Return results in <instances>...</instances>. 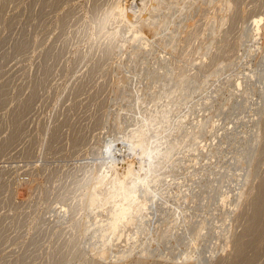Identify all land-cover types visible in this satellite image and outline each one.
<instances>
[{"label":"rangeland","instance_id":"374dc122","mask_svg":"<svg viewBox=\"0 0 264 264\" xmlns=\"http://www.w3.org/2000/svg\"><path fill=\"white\" fill-rule=\"evenodd\" d=\"M107 1L0 0V264H264V127L253 151L246 141L239 142L256 125L255 107L263 113L264 123V100L260 102L264 49L256 54L264 40L253 43L256 53L249 56L247 51L244 59L240 56L248 48L245 37L256 28V22H264V0H163L164 14L180 8L177 14H181L167 21L164 28L168 29L154 30L144 23L139 27L149 53L136 55L137 60L130 58L135 49L129 44L110 55L103 53L106 40L96 38L93 16ZM193 1L189 21L183 23L184 7ZM181 25L198 30L194 52L186 61L180 54L182 43H163L165 34L169 37L183 31ZM240 35L245 43L235 47ZM227 44L234 47L222 52ZM204 55L208 60L217 55L215 67L219 64L223 69L209 77L210 68L197 71V81L206 78L208 82L192 98L184 96L177 111L172 108L176 111L173 116L186 113V128L168 137L174 163L169 161L161 170L160 180L167 183L160 182V194L149 197L150 213H133L134 229L121 219L108 220L105 209L112 210L116 204L99 202V198L106 197L110 185L94 189L89 175L94 169H104L101 147L123 139L126 144H117L122 151L126 149L125 161L137 162L138 130L147 128L159 136L168 125L144 121L167 107L166 100L153 101L151 93L143 97L144 86L155 82L159 66H185V73L190 72L183 71L184 76L194 74L189 66L197 65ZM144 66L151 72L139 75ZM236 78L245 81L242 97L236 92ZM204 96L211 97L210 105H194ZM200 121L206 125L199 123L198 131L203 130L193 148L188 141L194 135L191 127ZM213 121L214 131L206 128ZM214 133L220 138L214 140ZM219 139L223 143L219 155L210 159L204 154L206 158L191 161L202 154L204 146L212 148ZM242 156L247 165L236 181L231 174L235 160ZM193 188L190 199L185 190ZM180 192L187 196L185 200ZM101 203L104 212L97 210ZM142 224L145 230L138 229Z\"/></svg>","mask_w":264,"mask_h":264},{"label":"bare ground","instance_id":"6f19581e","mask_svg":"<svg viewBox=\"0 0 264 264\" xmlns=\"http://www.w3.org/2000/svg\"><path fill=\"white\" fill-rule=\"evenodd\" d=\"M129 1V2H128ZM142 1V3L139 5L141 6L140 8L137 9L138 7V4L139 2ZM168 1V0H167ZM191 2V0H189ZM196 2V0H194ZM193 1V3H190L188 6L186 5L183 10V19H184V22L183 23H186L189 21L188 17H189V14L191 12V6L193 4H195ZM187 2V1H186ZM185 2V3H186ZM167 3V2H166ZM182 2L181 3H178V6L180 5L181 6ZM187 4V3H186ZM231 4V3H230ZM156 5V6H155ZM164 5L165 3L163 2V0H108L107 3H106V6L105 7H102L100 8L98 11L97 14H95L93 16V20H94V25H95V36L97 39L99 38H104L106 41H105V46H104V52L106 55H110L112 54V52H114L115 50L118 51L119 49H123L125 48L124 45L126 44H129V47H134V51H132L130 53V58H135L136 60L138 59V57L136 58L135 56L136 55H140V56H144V55H147L149 52L147 51L146 49V46L147 45L146 43H143V38L145 36H143L142 34V30H139V27L143 24L149 28H152L155 30V28H158L161 29L160 27L163 26V28L168 24H167V21L170 22L172 19H174L176 16H180V14H177V12H180L181 11V8H180V11H177L175 10L174 12H170L167 13V14H164ZM185 5L184 4V1H183V4L182 6ZM167 6V5H166ZM175 8V7H174ZM172 8V10L174 9ZM178 10H179V7H177ZM176 9V8H175ZM195 11V10H194ZM197 11V10H196ZM155 12H159V14H156L154 15L153 13ZM193 12V11H192ZM195 13V12H194ZM170 20V21H169ZM252 20V19H251ZM256 21V20H255ZM193 23V21H192ZM258 23L256 28H254L252 31L250 30V33H248L250 36L249 37H245L247 38L245 40V42H249V44L247 45L248 48H244L243 50V53H241L242 56L241 58L244 59V57L246 56V53L247 51H249V56L250 54L252 53H256L258 54L259 51H262L264 49V41H261V40H264V22L261 20V21H258L256 22ZM194 24V23H193ZM210 24V23H209ZM215 24V23H214ZM169 25H171V23H169ZM212 25V24H211ZM250 25V24H249ZM155 27V28H154ZM183 31H176L178 32V34L176 33H173L174 35H171L169 37H165V33L162 31L161 33L165 34L164 35V44L167 45L171 42H175V41H178L180 43H182V47L181 48V52L180 54L181 57L183 58V60L186 61V56H189L190 52L193 51V41L194 39H196L197 35H198V30H196V28H194L195 30L191 29V30H187V27H189L188 25L183 27L181 25ZM198 27V26H197ZM255 27V26H254ZM148 28V29H149ZM167 28V27H166ZM164 28V29H166ZM170 28V27H169ZM163 29V30H164ZM168 29V28H167ZM189 29V28H188ZM162 30V29H161ZM160 30V31H161ZM165 31V30H164ZM168 31V30H167ZM170 31V30H169ZM166 32V31H165ZM183 33H185L186 35H183ZM179 34H181V38L179 37ZM242 34V33H241ZM244 34V33H243ZM168 35V33H167ZM240 37H242L240 35ZM147 38V37H146ZM244 38V35L242 38L238 39V42L235 43V47H237L238 45H243L245 42H242ZM144 40H146L144 38ZM160 41V40H159ZM199 41V40H198ZM261 42H263V44H261L262 46L258 47L256 50L254 49V51H252V47L254 46V42L256 44H259ZM147 42V40H146ZM177 42V44H178ZM200 43V42H199ZM163 44V45H164ZM164 45V46H165ZM169 45L167 47H169ZM180 45V44H179ZM149 47V46H148ZM195 47V46H194ZM231 47H234V46H231L229 44L225 45L224 47H222L223 49L221 50L222 52H229L231 50ZM94 48V47H93ZM197 48V47H196ZM153 49V48H152ZM233 49V48H232ZM197 50V49H195ZM219 51V52H221ZM242 51V49H241ZM264 51V50H263ZM194 52V51H193ZM196 53V52H195ZM263 53V52H262ZM98 54V53H97ZM104 54V55H105ZM129 54V53H128ZM202 54V53H201ZM261 54V53H260ZM258 54V55H260ZM117 55V54H116ZM180 56V55H179ZM214 56V59H207L206 58V55H204V57H199V62L197 65H191L189 66L191 68V70H195L196 72H194V74L188 76L189 74L185 75L188 71H184V67L185 66H178V67H170V68H162V67H158L155 72H156V75L154 78L155 82H152V84L150 85V87L147 85L144 86V88L146 89L145 91H141L142 94H143V97L144 95H146V93H151L152 95V98H153V101L155 100H166L167 101V104L166 103H163L164 105L166 104V109L169 107L168 110L166 109H163L161 110L160 112H158V114L156 116L152 115L153 113H151V115L153 117H147L145 118V122L148 121L149 123H153L155 124V126H161V124H168L166 125V129L163 130V132L159 133V136L154 132V130H149V129H144L142 130V128L140 130H138L137 132V143H135V147L134 148H137V149H134L135 151L138 150V158L136 159H139L137 162L136 161H125V154H126V149L124 151L121 150V148H119V142H122V143H125L126 144V141L123 140V139H119V138H116L118 139L117 141H115L116 139H114V141L112 140V142H108L109 145H107L108 147H105V146H102L101 147V150L99 152V157H100V160L104 158V160L100 163L102 165H104V169L99 172V170L97 169H94L92 174H89L92 183L94 184V189H100V187L102 185L106 186V185H110V188L108 190L105 191V195L106 197L105 198H102V196L100 195V200L99 202H102L103 200H108V205H113V204H116L114 206V208L112 210L110 209H105V211L107 210L108 213L106 214V216H108V220L110 221H113L114 220V223L116 221L119 222V219H121L122 221H125L127 224H130V226H134L133 225V219L131 218V215L134 213V214H139L141 213L143 210L144 211H147L149 212L148 210L150 209V204L149 202L151 203L149 197H153V195H159L160 192H159V188H158V184H160L161 180H160V175L162 174L161 173V170L162 168L164 167H168L167 166V163L171 160V153H172V149L169 148V144L167 143L168 141V137L169 136H172L173 134H179V132H181L183 129H185V125H184V120L186 118V113L182 116H177V115H174L176 117L173 116V112L176 110H178V108H176L177 106H180L182 102L183 103V100H184V96H189L191 97L190 95L193 94L194 92H196V90H202L201 89V85L203 87V85H205L208 81L207 79L205 78L204 80H202V82L200 81H197V79L199 78V74L198 72L202 71V72H205L206 69L210 68V75L206 76V77H209V76H212V75H216V73L223 69L220 67V65L216 64L217 66L215 67V64H214V60L215 59V56L217 55H213ZM159 57V56H158ZM108 58V57H107ZM130 58H129V61H130ZM162 58V61H166L167 59L163 56L161 57ZM160 58V59H161ZM240 58V57H239ZM240 58V59H241ZM247 58V56H246ZM189 59V58H188ZM221 59V58H220ZM219 59V60H220ZM225 59V58H224ZM229 59V58H228ZM238 59V58H237ZM132 60V59H131ZM135 60V61H136ZM230 60V59H229ZM133 61V60H132ZM180 61H182V59H180ZM192 61V60H191ZM232 61V60H231ZM161 62V61H160ZM189 62V61H188ZM218 62V61H217ZM229 62V61H228ZM237 62V61H235ZM239 62V61H238ZM237 62V63H238ZM131 63V62H130ZM194 62H192L193 64ZM237 63H235L234 65H236ZM213 64V65H212ZM231 64V62H230ZM225 65V64H224ZM175 66V65H174ZM177 66V65H176ZM227 66V64H226ZM140 67V66H139ZM137 68V66H136ZM135 68V70H136ZM134 70V69H132ZM145 70L148 72L150 71L149 68H145L142 67L141 69L138 70V74H140V72H145ZM171 71L170 74L168 73H165L167 71ZM175 70H178L179 72H181V75L184 76V79H181L182 76L179 75L180 73L176 74ZM188 70V69H187ZM205 70V71H203ZM130 71V70H129ZM184 71V72H183ZM198 71V72H197ZM125 72V71H124ZM151 72V71H150ZM175 72V73H174ZM184 74H183V73ZM189 72H190V69H189ZM188 72V73H189ZM135 73V72H134ZM136 73V74H137ZM130 74V73H129ZM135 74V75H136ZM136 75L137 77L139 75ZM146 74V72H145ZM218 74V73H217ZM256 74V73H255ZM255 74H252V76H250L251 78H254V75ZM264 74V72H263ZM261 75V74H260ZM135 76V77H136ZM248 76H247V79H248ZM148 77V76H147ZM215 77V76H214ZM218 77V76H217ZM249 77V78H250ZM127 79V78H126ZM130 79V78H129ZM142 79V78H141ZM146 79V78H145ZM237 79V78H236ZM246 79V80H247ZM143 80H144V77H143ZM141 80V81H143ZM196 80V81H195ZM237 84H236V92L239 94L238 97H242L245 93V90H244V84H245V81H243L241 78L240 79H237ZM249 80V79H248ZM121 81V80H120ZM197 82V84H196ZM236 83V82H235ZM139 84V83H138ZM137 84V85H138ZM262 85H264V83H262ZM120 87H123V85H121ZM147 87V88H146ZM124 88V87H123ZM205 88V87H204ZM135 89V88H134ZM153 89V91H152ZM208 89V88H207ZM206 89V90H207ZM235 89V87H234ZM263 90V89H261ZM123 91V90H122ZM150 91V92H149ZM203 92V91H202ZM210 92V91H209ZM233 92V91H232ZM233 94V93H232ZM136 95V94H134ZM234 95V94H233ZM147 96V95H146ZM186 96V98H187ZM193 96V95H192ZM199 96V95H198ZM192 98V97H191ZM152 100V99H151ZM201 100V99H200ZM203 101L201 102H198L194 105H203V106H206L207 104H211L210 102L212 101L211 97H208V96H204ZM262 100H264V93H262L261 95V100L260 102H262ZM152 101V102H153ZM185 101V100H184ZM164 102V101H163ZM154 103V102H153ZM152 103V104H153ZM180 103V104H179ZM157 104L154 103V105ZM162 103L160 104L163 105ZM258 104V103H257ZM260 105V104H259ZM261 106V105H260ZM152 107V105L150 106ZM154 107V106H153ZM175 107L174 111L172 110V108ZM199 107V106H198ZM257 107H259L257 105ZM160 108V107H159ZM147 109V108H146ZM151 109V108H150ZM149 110V109H147ZM153 111V109H151ZM158 110V109H157ZM253 117H254V120L253 121H256V125L253 126V128H249V130L246 131L245 133V140H239V142H243V141H246L248 144H250V149L253 151L255 149V147L257 146L256 145V142L258 143V139L262 136L261 135V131L263 130L262 126L264 123L261 121V116H262V112L259 108H254L253 109ZM146 111V110H145ZM175 111V112H176ZM151 112V111H150ZM150 112L148 111V114H150ZM195 112V111H194ZM194 112L192 114H194ZM219 112V111H218ZM147 113V111H146ZM157 113V112H156ZM240 114V113H239ZM141 115H144V114H141ZM147 115V114H146ZM150 115V116H151ZM168 115H172V116H168ZM143 118L140 117V119ZM196 121V120H195ZM203 121V120H201ZM197 122V123H194V125H192L191 127V130L194 131V135H192V137L190 136V143H192L193 145V148H194V144L196 143L197 139V134L199 131H202L203 128H200L201 130L198 131L199 129V123L202 124V122ZM207 121V120H205ZM204 121V122H205ZM217 121V120H216ZM147 123V122H146ZM143 124V123H142ZM152 124V125H153ZM205 124V123H204ZM145 125V124H144ZM203 125V124H202ZM201 125V126H202ZM206 125V124H205ZM205 125H203L205 127ZM150 127V126H149ZM156 128V129H159ZM190 127V126H189ZM210 128L212 127V130L214 131V128H216V122H212L209 124V126L207 125L206 128ZM151 128V127H150ZM204 128V129H206ZM262 128V130H261ZM155 129V130H156ZM211 129V128H210ZM225 129V128H224ZM207 130V129H206ZM223 130V129H222ZM157 131V130H156ZM211 131V130H210ZM219 131V129L217 130ZM217 133V132H216ZM248 133V134H247ZM187 135V133H186ZM185 135V136H186ZM212 135V134H211ZM216 134L214 133V136ZM213 136V135H212ZM135 137V136H134ZM136 138V137H135ZM180 138V137H179ZM220 138L219 136H215L214 137V140ZM224 138V137H223ZM181 139V138H180ZM189 139V138H188ZM196 139L195 143L193 142L194 140ZM227 139V138H226ZM177 140V139H176ZM220 140V139H219ZM178 141V140H177ZM234 141V139L232 140ZM128 142V141H127ZM176 142V141H175ZM229 142V141H228ZM105 143V142H104ZM132 143V142H131ZM130 143V144H131ZM189 143V146H191ZM194 143V144H193ZM128 144V143H127ZM156 145L155 147L151 148L150 146L151 145ZM182 144V143H181ZM197 144V143H196ZM223 144V143H222ZM221 144V140L220 141H217L214 143V146H212V148L210 146H204L203 147V150H202V154L201 155H196L195 157H193L191 159V161H194V160H197L198 157L200 158H206V156H209L210 159L213 158L212 155H214V157L216 156V154L219 155V150L218 148L220 146H222ZM172 145V144H171ZM211 145V144H210ZM216 145V146H215ZM121 146V145H120ZM127 146V149H128V145H125ZM183 146V145H182ZM164 147V148H162ZM184 147V146H183ZM185 147H187V145H185ZM227 147V146H226ZM126 148V147H125ZM130 148V147H129ZM162 148V149H161ZM192 148V146H191ZM189 149L190 150H194L193 148L192 149ZM133 149V148H132ZM161 149V150H159ZM184 150V149H183ZM186 150V149H185ZM198 150V149H197ZM97 152V151H96ZM188 152V151H187ZM192 152V151H190ZM225 152V151H224ZM136 155H137V151L135 152ZM198 153V152H197ZM221 153V152H220ZM205 154V155H204ZM184 156V155H183ZM98 157V158H99ZM141 158V159H140ZM219 158V156H218ZM181 160V158H178V160ZM185 159V158H184ZM183 159V160H184ZM209 159V158H207ZM231 159V158H230ZM235 159V158H234ZM245 158L242 156L240 158H237L235 160L236 162V165L234 167V171L232 170V176L235 178L236 181H238L240 178H241V170L243 169V166L244 165H247L245 160ZM157 160V161H156ZM188 162V160H185L184 162ZM177 162V161H176ZM175 162V163H176ZM170 163H174L170 161ZM182 163V161H181ZM210 163V162H208ZM207 163V164H208ZM120 164V166H119ZM196 164H199V162L195 163L194 165ZM171 165H174V164H171ZM209 165V164H208ZM216 165V164H215ZM182 166H187V165H183ZM192 167V165H189V167ZM201 166V164H200ZM198 166V168L201 169V167ZM203 166V165H202ZM240 166V167H239ZM170 167V166H169ZM178 167V165L176 166ZM195 167V166H193ZM160 168V169H158ZM187 168V167H186ZM197 168V169H198ZM221 168V167H220ZM171 169V168H170ZM176 169V168H175ZM192 169V168H191ZM178 170V169H177ZM194 170V169H193ZM237 170H239V172L237 173ZM92 171V170H90ZM192 171V170H191ZM195 171V170H194ZM204 171V170H203ZM225 171H226V168H225ZM187 172V171H186ZM234 172H236V174H234ZM176 173V171H175ZM194 173V172H193ZM246 173V172H245ZM244 173V174H245ZM177 174V173H176ZM209 174H211L212 176H214V173L210 172ZM223 174V173H222ZM221 174V175H222ZM92 175V176H91ZM172 175V174H171ZM191 174H189L188 176L190 177ZM217 176V175H216ZM223 176V175H222ZM221 176V177H222ZM224 176H226V174H224ZM223 176V177H224ZM188 177V178H189ZM166 178V177H165ZM186 178V177H185ZM214 178L216 177H212V179L214 180ZM227 178V177H226ZM224 178V179H226ZM244 178V176H243ZM246 178V177H245ZM171 179V178H170ZM169 179V180H170ZM175 179V178H174ZM223 179V180H224ZM213 180L211 182H213ZM216 180V179H215ZM191 181V180H189ZM210 181V180H209ZM233 181V180H232ZM165 183H167L166 181H163ZM163 182H161L163 184ZM171 182V181H170ZM193 182V180H192ZM191 182V183H192ZM215 182V181H214ZM244 182V181H243ZM235 183V182H234ZM173 184V183H171ZM195 184V183H194ZM199 184V183H198ZM164 185V184H163ZM193 185V184H192ZM191 185V186H192ZM207 186V183L204 184V186ZM186 188L189 187V186H186L184 185ZM196 186V184H195ZM203 186V185H202ZM209 186V185H208ZM162 187V186H161ZM160 187V188H161ZM165 187V186H164ZM103 188V187H102ZM242 188V187H241ZM168 189V188H167ZM172 190V189H171ZM196 190V189H192L191 191L189 189L185 190L186 193H188L187 195L190 197H192L191 195H193V191ZM238 190V189H236ZM96 191V190H95ZM173 191V190H172ZM183 191V190H182ZM178 192V191H177ZM201 191H199L200 193ZM231 192V191H230ZM97 192H95L96 194ZM182 194V198L185 200L186 197L184 196V192H180ZM176 195V196H179V194ZM195 193V192H194ZM198 193V194H199ZM94 194V196H95ZM196 194V193H195ZM226 193L223 192L221 194H219V198H220V201H223V198H224V195ZM228 194V193H227ZM170 195V194H169ZM197 195V194H196ZM195 196V195H194ZM97 197L98 194H97ZM161 197V196H160ZM174 197V196H173ZM197 197V196H196ZM200 197V196H199ZM207 197V196H206ZM191 199V198H190ZM238 199V197H237ZM110 200V201H109ZM153 200V199H152ZM160 200V199H159ZM188 200V199H187ZM198 200V199H197ZM236 200V199H235ZM91 201V200H90ZM98 201V199H97ZM96 201V202H97ZM154 201V200H153ZM207 201V200H206ZM155 202V201H154ZM158 202V201H156ZM155 202V203H156ZM254 202V201H253ZM238 203V202H237ZM236 201H235V207H236ZM106 205V204H105ZM154 205V204H153ZM260 205V204H259ZM155 207V206H154ZM152 209V208H151ZM234 209V208H233ZM97 210L98 211H103L104 210V207L101 203L100 206L97 207ZM114 211H119L118 213L114 212ZM158 211V210H157ZM104 212V211H103ZM145 212V213H147ZM155 212V211H154ZM102 213V212H101ZM150 213V212H149ZM94 214V213H93ZM154 214V213H153ZM96 215V214H95ZM142 215V213H141ZM165 215V214H164ZM151 216V215H150ZM155 216V215H154ZM145 218V217H144ZM143 219V217H142ZM105 220V219H103ZM257 220V219H256ZM103 222V221H102ZM105 222V221H104ZM147 222V221H146ZM152 223H154V221H151ZM113 223V224H114ZM121 223V222H120ZM142 223V221H141ZM140 223V224H141ZM191 223V222H190ZM196 223V221H195ZM199 223V222H198ZM123 224V223H122ZM139 224V225H140ZM156 224V223H155ZM254 224V222H253ZM144 224H142L143 226ZM188 225V224H187ZM103 226V225H102ZM100 225V227H102ZM117 226V225H116ZM191 226V225H190ZM250 226V225H249ZM99 227V228H100ZM123 227V226H122ZM125 227V226H124ZM136 227H139L138 225ZM135 227V228H136ZM193 227V226H192ZM197 227V226H196ZM143 229L145 230L146 227L143 226L138 229ZM134 229V227H133ZM137 229V228H136ZM135 229V230H136ZM137 229V230H138ZM125 230V229H124ZM199 230V229H198ZM148 232V231H147ZM126 233V232H125ZM132 233V232H131ZM138 234V232L136 233ZM134 234H132L133 236ZM236 238V237H235ZM132 240V239H131ZM134 240V239H133ZM136 240V239H135ZM137 242V241H136ZM237 242V241H236ZM134 243V242H132ZM235 245V244H234ZM240 249V247H239ZM243 250V249H242ZM237 254V252H236ZM239 255V254H238ZM233 258V257H232ZM236 259V258H235ZM234 262V261H233ZM235 263V262H234ZM231 264V263H230Z\"/></svg>","mask_w":264,"mask_h":264}]
</instances>
